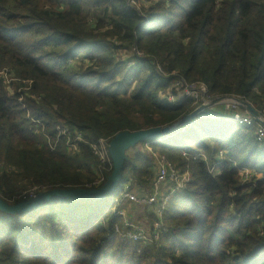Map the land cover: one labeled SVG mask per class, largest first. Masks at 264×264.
<instances>
[{
    "label": "trees",
    "instance_id": "trees-1",
    "mask_svg": "<svg viewBox=\"0 0 264 264\" xmlns=\"http://www.w3.org/2000/svg\"><path fill=\"white\" fill-rule=\"evenodd\" d=\"M147 1L154 6L0 0V197L8 204L29 199L20 196L22 181L36 189L34 196L101 187L112 164L100 166L106 177L91 186L89 144L180 122L196 105L189 99L169 104L159 93L175 91L171 86L180 80L204 84L210 99L237 97L264 112V0ZM122 47L131 49L129 69L130 61L115 57ZM208 116H196L160 141L140 143L166 153L181 174L190 173L176 204L164 211L159 239L167 250L155 253L153 264H169L170 258L171 264H264V148L255 123ZM31 120L48 138L65 124L80 130L84 142L74 154L63 143L52 152L39 148ZM220 152L227 156L212 175L196 155ZM151 161L142 153L128 158L109 200H57L17 215L0 212V264L147 261L152 250L115 233L122 220L112 199L129 182L131 189L150 192L152 183L143 178L152 177ZM247 167L261 179L243 185L239 173Z\"/></svg>",
    "mask_w": 264,
    "mask_h": 264
},
{
    "label": "rangeland",
    "instance_id": "rangeland-1",
    "mask_svg": "<svg viewBox=\"0 0 264 264\" xmlns=\"http://www.w3.org/2000/svg\"><path fill=\"white\" fill-rule=\"evenodd\" d=\"M128 3L130 5L136 7V8H144V9H148V8L154 6V3L150 2V1H147V0H128ZM130 51H131V49H128L126 47H122V48H119L118 50H116V52H115V57H116V59L118 61H130V63L127 62L128 69H129V67L131 68V66H129V65H132V63L134 64V60L132 58V54H131ZM135 66H136V63L134 65V67ZM133 68H132V70H133ZM129 79H131V78H129ZM5 81L8 82V83L10 82L9 75L5 77ZM132 81L133 80H131V83H132ZM175 84L176 83H174L171 86V89L175 86ZM6 85H8V84H6ZM25 85L27 86L28 84L25 83ZM169 89H165L164 91L161 90L159 92L160 96L161 97H163V96L167 97L168 96L169 99L174 97L175 100H177V99H179L178 96L181 97L182 96L181 94H186V91H184L185 89L182 90V91L181 90H177V89H176V91H172V90H169ZM198 90L199 89H196V92H198ZM20 91H22V92L24 91L22 87H20ZM235 98H237V97H235ZM239 99H241V98H239ZM244 101H246V100H244ZM226 102L227 103L223 102L221 104H218V105H215L213 107H210L206 111V114L209 115L208 118H211V119L216 120V121L225 120L227 122H230V121L233 122L229 118H232L234 115L237 114V115H239V118L242 117V119H248L250 117L252 119V117L249 115V113L243 107L237 106L235 103H233L232 100H228ZM246 102H248V101H246ZM249 104L260 114L261 118L264 120V112H261L260 110H257L251 103H249ZM201 105H202V103H199L198 105H196V108L198 106H201ZM245 112H247L248 115H246ZM237 125H240V124H237ZM250 125H252V124H250ZM255 126H256V130H258L260 128L256 124H255ZM59 127H61L62 129L63 128H69V129L73 128V127L65 125V124H60ZM36 132H37V136H39L38 137L39 138V142H38L39 146L38 147L39 148H42V147L44 148L45 146L48 145V141H49L48 135L45 133V131L43 129L37 130ZM42 132L44 133L43 137H42ZM78 132H80V134L82 135V139H83L82 142H84L83 133L80 130H78ZM44 137H47V138H44ZM54 139L55 138H53V139L50 138V140H54ZM55 140H57V139H55ZM73 140L77 141V139L75 137L71 136L70 141H73ZM98 140H100V139H98ZM98 140L96 142H93V143H97ZM103 140H105L108 143V145H109L110 141H108L106 139H103ZM261 140H262V142H260V144H258L259 145V149L264 148V136H262V135H261ZM65 141H67V138H65L64 140H61L58 143V145L60 146L61 143H63V147L65 145V148L67 149L68 147H66ZM159 141H160V139H159ZM82 142H80L79 144H81ZM93 143H91V144H93ZM79 147L80 146H78V148L76 150L79 151ZM101 148L103 150V143H102ZM50 152H52V151H50ZM74 153H77V151L76 152L75 151L74 152H72V151L69 152V154H74ZM137 153H142L143 155L148 156L152 160L150 162L151 169L149 170V174H151L150 176H152V177L143 178V179H146V181L150 180L151 183L154 181L155 177L157 176V173H158V170H159V161L160 160H163L166 163L172 164L171 162H168V160H167L168 157H167L166 153H164V152H161V153L156 152L151 145L139 144V145H137V147L133 148V150H131V151H129L127 153V157L130 158L134 154H137ZM92 154L94 155L93 152H92ZM181 154L183 155V157H187L185 155V153H181ZM182 155H181V157H182ZM198 155H196L197 158L201 157L203 160H205L206 166L209 169L210 173L212 175H216V174H218V172H219L218 170H219L220 166L222 165V160L227 156V153L226 152H220L219 155L211 154L209 157L208 156H204V155H200V156H198ZM191 156L195 157L193 155H191ZM96 160H97V162H96ZM172 160H174V161L175 160H179V158L172 159ZM97 163H98V166H97ZM174 164L177 165L178 163L175 162ZM101 165H103L101 159L98 156L94 155L93 159H92V164H90L91 167L88 168V172H92V174L94 175V180H93L94 183L99 181V180H101V179H103V181H104V178L106 177V174L104 172L100 171V166ZM147 165H149V164L147 163ZM4 167H5V165L2 166V169ZM18 172H19V170H18ZM81 172H85V169L83 167L81 168ZM184 173L185 174L188 173L189 175H186V177L188 179H190V177H189L190 173L189 172H184ZM239 176L241 178V183L243 185H248V184H251L253 182L255 183L257 180L261 179V175L256 174L249 167L240 169ZM166 179H167V174L165 176L164 183L160 186L159 193H158L159 199L160 200L164 199L165 203H166V205L163 207V209L161 207L160 210L158 211L157 210V208L159 206L158 204L155 205V206L149 207V208H148V206L145 207V206H142V205H135L131 200H127V199L125 200L123 198L124 194L122 195L121 194L122 192H120V193L116 194L113 197V199H112L113 203H114L113 207H112V210L114 211V214L120 216L122 221L124 219H126V220H128V221H130V222H132L134 224H137V225L141 226L145 230L146 234H148L150 236H152V233H153V230H154L153 228H155L156 225L162 226L161 229H162V232H163V230H164V226H163L164 225V219H163L164 211L169 210L171 205H172V203L176 204V200H175L176 196H175V194L178 193V191H180V190H175L174 189V183H176V182L173 181L171 179V177H170V179L168 181ZM106 180H107V178H106ZM129 183H128V185L123 186L121 188V191H125L126 190V192L133 193V194L140 193L134 188L131 189V187H129ZM17 188H18L19 191H21V195L20 196L23 199H25V198L31 199V198L34 197L33 194L36 191V189L29 188V186L27 185L26 181H22L21 183H18L17 184ZM146 190H149V188H147ZM145 194H150V192L145 193ZM121 195H122V198L120 199ZM136 207H139L141 211L140 212L136 211ZM161 220H162V223H161ZM118 227H120V226H118ZM159 238H160V236H159ZM163 246H166V248H164ZM142 247H143V245H142ZM147 248L149 250H152L151 251L152 255H151V257H149V255H148V260L147 261H146V259L142 260L141 264H153V262L155 260V256H153V255L155 253L159 254L161 249L167 250V245L162 244L161 243V239H158L157 242L152 241L151 244L147 245ZM170 257H171V255H170ZM168 263L169 264L173 263L171 258L169 259Z\"/></svg>",
    "mask_w": 264,
    "mask_h": 264
},
{
    "label": "built area",
    "instance_id": "built-area-1",
    "mask_svg": "<svg viewBox=\"0 0 264 264\" xmlns=\"http://www.w3.org/2000/svg\"><path fill=\"white\" fill-rule=\"evenodd\" d=\"M158 73L161 74L162 71L161 69L158 67ZM8 76V75H6ZM12 79H10L11 81ZM4 82L6 84H8V82H6L4 80ZM10 83V82H9ZM176 91L177 90H184L186 91V94H181L182 96L178 98L177 100H175V98H171L169 99L168 96L166 97H160V99L162 98H166V100L168 101L169 104H177L180 100L182 99H189L191 101L194 102V105H198L199 103L202 104H207L208 102H210L212 99H210L208 97V90L206 88V86L204 84H192V85H188L186 84L183 80H180L178 83L175 84V86L172 88ZM196 89H199L198 92H196ZM170 96V95H169ZM206 99V100H205ZM21 101V99L19 100ZM238 106V105H237ZM246 115H248L247 112H245ZM231 119L233 122L235 123H239L242 125H250L254 122L253 119H251L250 117L248 119H242L239 118V115H234ZM255 123V122H254ZM31 124H32V128L34 130V134L37 135V130L38 127L40 125V123L36 120H31ZM256 124V123H255ZM258 127H260L257 130V134L259 136L260 142H262L261 140V135L264 136V128L262 126H260L259 124ZM60 125H58L55 129V133H56V138L57 140H50L48 141V148L50 149V151H54L57 147V144L59 142V140H64L65 138H67V141H65L66 147H68L67 149L72 151V152H76L78 150H76L79 146V143L83 141L82 139V135L80 134V132H78V130L76 128H61L59 127ZM263 130H262V129ZM71 136L75 137L77 139V141H70ZM47 138V137H44ZM103 143V150L101 148ZM92 152L94 153L95 156H98L101 161L102 164H107L110 161L109 158V154H108V143L103 140L100 139L98 140L97 143H93V144H89ZM167 174V181L170 179L175 181L176 183H174V189L175 190H182L185 185L190 181V179H188L186 177V175H189L188 173H180L176 167L173 164H169L164 162L163 160L159 161V170L157 173L156 178L154 179V181L151 184V190H150V194H145V192L143 191H138L140 193L138 194H133V193H128L125 191H122V195L123 198L126 200H131L135 205H142L148 208L155 206V205H159L157 210L159 211L160 208L166 205L165 200H160L159 199V189L160 186L164 183V179L165 176ZM190 177V176H189ZM103 181V179L93 183L91 186H99L100 183ZM122 195L120 197V199L122 198ZM129 198V199H128ZM162 223V220H161ZM162 226L160 225H156L155 228H153V233L152 236L146 234L145 230L137 225L134 224L126 219H124L122 221V224L120 227H116L115 228V233L118 235V237L125 241V242H129L131 244H142L144 246H147L149 244H151L152 241L157 242L159 239L160 234L162 233ZM148 242V243H147Z\"/></svg>",
    "mask_w": 264,
    "mask_h": 264
},
{
    "label": "water",
    "instance_id": "water-1",
    "mask_svg": "<svg viewBox=\"0 0 264 264\" xmlns=\"http://www.w3.org/2000/svg\"><path fill=\"white\" fill-rule=\"evenodd\" d=\"M232 100L236 105L243 107L256 124L264 128V120L260 114L246 101L235 97H220L212 99L207 105L202 104L185 116L180 122L171 126L144 129L136 132H122L115 135L109 142L108 154L112 164V172L106 182L97 189H55L41 192L31 199L18 204L10 205L0 197V212L17 215L28 212L41 204L50 201L67 200L71 203H96L112 197L122 181L124 165L128 160L127 152L143 142L156 141L172 134L176 129L191 121L198 115L204 114L210 107Z\"/></svg>",
    "mask_w": 264,
    "mask_h": 264
},
{
    "label": "crops",
    "instance_id": "crops-1",
    "mask_svg": "<svg viewBox=\"0 0 264 264\" xmlns=\"http://www.w3.org/2000/svg\"><path fill=\"white\" fill-rule=\"evenodd\" d=\"M136 147H137V146H136ZM131 150H133V149H131ZM131 150H129V151H131ZM125 185H128V184H125ZM125 185H124V186H125ZM136 211H139V212H140L141 210H140L139 207H136ZM139 212H138V213H139Z\"/></svg>",
    "mask_w": 264,
    "mask_h": 264
},
{
    "label": "bare ground",
    "instance_id": "bare-ground-1",
    "mask_svg": "<svg viewBox=\"0 0 264 264\" xmlns=\"http://www.w3.org/2000/svg\"><path fill=\"white\" fill-rule=\"evenodd\" d=\"M225 103H227V102H225Z\"/></svg>",
    "mask_w": 264,
    "mask_h": 264
}]
</instances>
